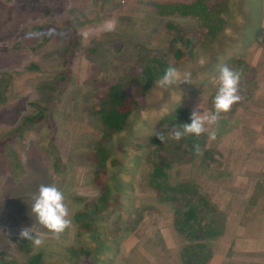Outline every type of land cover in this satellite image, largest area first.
Wrapping results in <instances>:
<instances>
[{
    "label": "rangeland",
    "instance_id": "1",
    "mask_svg": "<svg viewBox=\"0 0 264 264\" xmlns=\"http://www.w3.org/2000/svg\"><path fill=\"white\" fill-rule=\"evenodd\" d=\"M194 1L0 0V81L7 84L0 105V264H27L35 254L42 255L40 264H185L181 250L189 243L175 230L168 195L169 185L182 182L196 184L226 219L223 233L209 243L207 264H264V189L250 206L264 181V0H212L226 2V25L211 40L193 14L203 9ZM169 23L185 33L187 44L172 45L177 30ZM178 49L188 54L182 64L174 56ZM200 57L207 60L203 67ZM153 58L189 69L193 83L167 91L154 84L125 130L108 142L110 204L90 212L85 220L92 227L81 229L75 214L82 200L100 195L90 159L102 136L94 108L109 84L133 77ZM220 64L242 73V102L221 116L214 141L203 135V149L212 155L186 154L182 140L161 142L155 132L171 128L167 119L175 109H183L185 120L196 105L213 110ZM68 68L69 82L42 90ZM34 104L48 107L51 145L46 122L25 123ZM160 159L168 189L153 185ZM52 183L64 191L73 221L58 239L31 214L39 185ZM23 226L33 227L44 246L35 250L30 243L25 251L17 235ZM80 247L92 256L72 257L69 250Z\"/></svg>",
    "mask_w": 264,
    "mask_h": 264
},
{
    "label": "trees",
    "instance_id": "2",
    "mask_svg": "<svg viewBox=\"0 0 264 264\" xmlns=\"http://www.w3.org/2000/svg\"><path fill=\"white\" fill-rule=\"evenodd\" d=\"M195 4L203 8L199 12H193L198 16L200 22H204L206 25V38L211 40L221 33L226 25L224 18V1H216L211 4L212 0H195ZM212 7V9H210ZM215 8V10L213 9ZM159 12V11H158ZM174 12V11H172ZM186 13V12H185ZM192 12H189L191 14ZM162 16L171 15L169 11L162 10L159 12ZM187 14V13H186ZM215 18V20L213 19ZM169 30L173 32L174 36L172 39V45L177 43H185L187 36L183 31H180L172 23H169ZM46 31L45 28L42 30ZM77 45L73 44V48ZM183 48V47H182ZM181 48V49H182ZM264 48V43H263ZM178 49L175 52V59L178 64L184 63L188 59V54L184 53V50ZM68 53V51H67ZM235 63H241L237 60ZM67 66L70 64V60L66 59L65 63ZM65 67L67 68V66ZM145 65V66H143ZM140 66L133 77H119L109 84L107 91L103 99L94 108V114L98 116L102 126V136L94 148V152L91 155V161L96 165V170L93 175V182L100 190V195L96 200H85L83 199L82 209L75 214V222L81 229H90L92 225L85 220L90 212L93 215L107 209L109 203V188H108V172L107 167L111 160V152L108 148V142L117 134L123 132L127 126L128 119L132 113L141 108L144 105V99L146 94L155 84V81L163 74L165 68L169 65L163 58H153L145 62ZM70 80V70L66 69L61 73L60 79L56 84H45L42 86V90L51 93L61 87L64 83L66 84ZM6 85V86H5ZM7 84L0 81V105L6 100L4 94L6 92ZM242 102V101H241ZM35 113L25 118V123L40 124L42 122L47 123L49 136V142L54 141V136L51 133L53 125L49 115L47 106H41L34 104ZM185 112L181 107L174 110L169 116L167 122L169 127L173 125H179L185 122ZM204 136L199 138L186 137L182 139L181 146L186 154H193V144L199 143L203 148ZM169 145H171L169 143ZM172 146V145H171ZM212 150L203 151L204 159L212 155ZM172 156V155H171ZM171 156L169 162H171ZM160 163H155L153 169V175L155 177L154 186L156 188L168 189L166 183V163H162L163 159H160ZM166 162V160H165ZM264 189V181L258 182L256 185L253 196L250 200V206H255L257 199L260 197ZM169 202L175 206L174 211V227L175 230L183 236L189 243V246L183 247L181 250V258L185 264H207L210 262L213 251L209 246L210 241L220 236L226 225V219L224 213L213 204L211 201L200 193L198 186L191 182H182L176 186L169 185ZM167 194V193H166ZM21 246L30 253L31 245L28 240H20ZM70 255L74 258H81L87 256L90 258L92 255L86 249L71 248ZM42 260L41 254H35L29 260L27 264H40Z\"/></svg>",
    "mask_w": 264,
    "mask_h": 264
},
{
    "label": "clouds",
    "instance_id": "3",
    "mask_svg": "<svg viewBox=\"0 0 264 264\" xmlns=\"http://www.w3.org/2000/svg\"><path fill=\"white\" fill-rule=\"evenodd\" d=\"M198 64L203 67L207 60L200 57ZM241 76L239 70L228 64L218 65V86L213 97V110L202 112L199 105H196L190 113V122L173 125L167 132L159 131L155 132V135L165 144L169 140L178 143L186 137L199 138L204 134H207L209 140L214 141L221 116L229 113L233 106L241 101L239 95ZM191 83L193 75L189 69L181 70L170 63L155 81V88L167 91L175 86ZM165 129H168L167 125ZM193 149L195 155H203L204 149L199 143L193 144ZM31 214L43 229L55 235L57 239L72 227L71 210L66 203L65 193L55 183L39 185L38 191L32 196ZM17 235L20 240H28L35 250L45 244L44 238L36 235L33 227L23 226Z\"/></svg>",
    "mask_w": 264,
    "mask_h": 264
}]
</instances>
